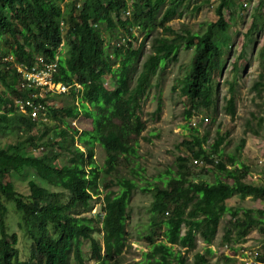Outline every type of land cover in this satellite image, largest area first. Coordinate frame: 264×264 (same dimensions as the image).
<instances>
[{
	"label": "trees",
	"instance_id": "16d2710c",
	"mask_svg": "<svg viewBox=\"0 0 264 264\" xmlns=\"http://www.w3.org/2000/svg\"><path fill=\"white\" fill-rule=\"evenodd\" d=\"M78 1L64 14L59 0H0V264H119L127 244V206L135 188L151 192L152 200L149 231L143 235L146 249L132 264H209L210 244L225 213L229 218L223 242L241 241L251 227L264 230V183L247 181L249 166L222 154L223 135L206 146L207 135L189 124V136L177 145L183 153L175 156L174 168L139 183L142 173L135 165L139 137L146 128L143 96L157 84L153 77L166 61L177 58L180 44L192 47L180 83L186 117L215 103L216 78L225 64L217 42L222 9L237 0H218L217 19L206 22L203 30H182L180 43L152 37L142 61L152 28L180 17L179 7L186 0H83L79 7ZM258 17L253 30L262 21L261 13ZM136 31L144 37L135 46ZM62 42L68 48L58 53ZM39 55L57 62L55 80L80 84L55 93L64 101L49 102L50 94H38L37 87L20 83L16 66L41 64ZM233 67L237 70L236 62ZM107 74L111 88L104 84ZM263 77L264 72L255 87L263 84ZM230 89L225 110L233 117V85ZM34 106L36 116L31 114ZM160 111L158 93L154 112ZM80 116L90 119L91 128L80 132L77 145L69 126ZM95 143L105 151L102 166L94 159ZM31 145L40 153L28 149ZM190 159L226 173L233 182L199 177L191 171ZM120 164L129 165L133 174H117ZM27 172L38 179L30 178L25 192L19 178ZM112 174L115 178L107 177ZM233 194H253L263 205L229 206L226 199ZM96 197L99 209L88 215ZM7 201L21 215L19 225L29 238L26 255L17 233L8 229ZM197 236L205 245L189 260L187 253L195 249ZM249 264H264L262 254Z\"/></svg>",
	"mask_w": 264,
	"mask_h": 264
},
{
	"label": "rangeland",
	"instance_id": "374dc122",
	"mask_svg": "<svg viewBox=\"0 0 264 264\" xmlns=\"http://www.w3.org/2000/svg\"><path fill=\"white\" fill-rule=\"evenodd\" d=\"M59 1L64 14H67L74 4V0ZM131 1L129 0V3ZM217 3L218 0L184 1L179 7L182 11L180 17L172 18L164 26L156 24L152 28L145 40L144 52L140 61L150 50L152 37H157L161 41L180 43L182 30H203L206 22L217 19L215 10ZM222 13L223 26L219 30L217 42L224 51L225 64L216 78L218 90L215 103L209 108L194 110L189 118L186 117V104L181 94L180 83L189 68L192 47L186 48L182 44L178 47L177 58L166 61L164 69L158 76L153 77V83L157 84H154L155 86L153 85L143 96L142 118L146 121V128L139 137L138 156L135 160L136 168L142 173V178L137 179L139 183L152 180L167 168L175 167V156L183 153L177 145L189 136L191 132L189 124L197 126L200 134L207 135L206 146L218 135H223L222 154L230 155L249 166L247 181L264 183V77L261 79L263 84L255 87V82L260 79V73L264 72V0H237L234 5L224 7ZM260 13L263 22L260 21L253 30V20L259 19L258 14ZM136 35L137 40H132L135 46L144 37L138 31ZM120 38L122 39V35ZM67 48L68 45L62 42L58 47V53L60 50L64 52ZM235 62L237 70L233 67ZM104 84L111 88L112 79L109 74L104 76ZM230 85H233L235 97L233 117L225 110V99L231 94ZM55 93H48L50 94L49 102L64 101V96ZM158 93L161 100V111L155 113ZM260 119H262L261 123H259ZM74 121L70 123L69 129L76 137L75 144L78 145L77 137L83 129L91 128V121L82 116L75 118ZM24 132L22 130L21 134L24 135ZM28 149H31L34 154L40 153L37 145H31ZM93 151L97 165L102 166L105 157L103 147L95 143ZM63 157L67 158V155ZM188 165L192 172L199 173V177L210 181L219 177L222 180L233 182V178L226 173L215 168H208V165L202 162H194L190 159ZM117 174L129 176L133 173L129 171V165L120 164ZM107 177L113 179L115 175ZM30 178L38 179L34 173L27 172L25 176L19 178V188L27 192V181ZM111 187L116 188V186ZM151 200V192L142 191L140 188L133 189L127 206V244L119 264H132L133 261L141 258V252L146 249V240L143 235L149 231L148 206ZM96 201L88 215H94L98 211L100 205L97 197ZM226 204L261 207L263 202L253 194L245 197L233 194L226 199ZM7 205L8 229L17 233L19 247L26 255L29 238L19 225L21 215L11 202L7 201ZM228 218L229 213H225L219 223L216 236L210 244L213 253L209 255V264H249L258 254H262L264 260V230L256 226L251 227L241 241L230 245L222 241L224 226ZM95 236L100 238L97 233ZM204 245L202 239L197 236L195 249L187 253L188 259L192 258L195 250L203 251ZM83 251L85 254L88 251L87 241L83 243ZM71 264L75 262L72 261ZM89 264H95V262L90 261Z\"/></svg>",
	"mask_w": 264,
	"mask_h": 264
},
{
	"label": "built area",
	"instance_id": "2783aa9c",
	"mask_svg": "<svg viewBox=\"0 0 264 264\" xmlns=\"http://www.w3.org/2000/svg\"><path fill=\"white\" fill-rule=\"evenodd\" d=\"M77 3L79 7L81 2ZM41 64L35 63L32 66H27L23 64H18L17 70L21 74L20 83L22 85H29L38 88V94L44 95L51 92H65L67 91L70 86H80L79 83L74 82L73 84L64 83L61 81H57L54 79L55 72L57 70V62L56 61H45L41 55L38 56ZM27 103L31 104L30 101ZM22 107V104H20ZM31 114L33 116L37 115L36 106L33 107ZM74 119L70 121V123H74ZM195 162H197L195 160Z\"/></svg>",
	"mask_w": 264,
	"mask_h": 264
}]
</instances>
